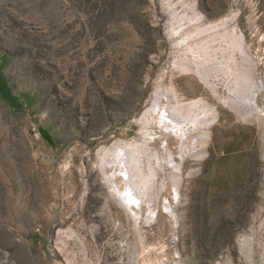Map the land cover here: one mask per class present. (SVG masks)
Masks as SVG:
<instances>
[{
  "label": "rangeland",
  "instance_id": "rangeland-1",
  "mask_svg": "<svg viewBox=\"0 0 264 264\" xmlns=\"http://www.w3.org/2000/svg\"><path fill=\"white\" fill-rule=\"evenodd\" d=\"M3 81L0 264H264V0H0ZM170 100L181 141L146 146Z\"/></svg>",
  "mask_w": 264,
  "mask_h": 264
},
{
  "label": "bare ground",
  "instance_id": "bare-ground-1",
  "mask_svg": "<svg viewBox=\"0 0 264 264\" xmlns=\"http://www.w3.org/2000/svg\"><path fill=\"white\" fill-rule=\"evenodd\" d=\"M189 24H190V22L184 23V25H189ZM176 33L178 34V32H176ZM237 46H238V44H237ZM187 95L193 97V94L188 93ZM182 100H183V98H182ZM167 104H168L167 109L169 111V115H161L160 114L161 109L159 112H157L156 109H152V108H148L145 111V113L142 115L141 120H140L139 135H140L141 139L143 140V142H145L146 146L149 145V146H153V147L157 148L158 150H164L165 148L163 147V144L166 142L167 143L166 149L168 151H170L171 147H170L169 140L167 138H163V137L168 136V138H170V139H175V140L178 139L179 142L181 141V136H179L177 128L181 125H184V126L187 125L188 122L191 120L190 119L191 108L189 106H186V105H177V103H175V101H173V100H170ZM169 119L172 120L174 123H177L176 126H173L174 125L173 122H171V121L168 122ZM186 127H187L186 129L188 130V134L186 136L185 142L190 141L192 139V136H193V133L195 130H201V131L206 130L207 124L206 123H203L200 125L198 124L194 128H192L190 126H186ZM134 148L132 145H130L127 148H124V150H126L127 155H128V158H127L128 163L127 164H129V166H128L129 171H132L138 167L137 163L135 161ZM140 148H141V146H140ZM119 149L121 150V148H119ZM138 150L140 151V149H138ZM142 152H144V148H143ZM238 157L241 159L240 161H243V160L248 161V160H251V158H252L249 153L238 156ZM119 167H120V164L118 165L117 163H115V164H111V166H106V170L108 168L109 169L111 168L112 171L113 170H119ZM121 171H123V170H121ZM131 176H130V180H132V178H133V176L132 177ZM115 180H120L127 187V180H125L123 177L117 176L115 174ZM53 185H54V179L53 178H48L45 181V190L42 193V204H44V203L48 204L52 199H54ZM126 187L122 190H119L120 193H123L127 189ZM76 188H77V186L75 184V192H76ZM29 193L32 194V191H29ZM114 195H115L116 199L120 201V199L117 197V195L115 193H114ZM135 195H136V193L132 194L130 198L139 202V197L135 196ZM74 197H76V196H74ZM130 202H132V201H130ZM122 206L124 207L125 210L129 211L127 207H125L124 205H122ZM139 208L142 209V203L141 202H139ZM138 211L139 210L136 209L135 205H133V206H131V210L129 211V213L134 212L137 215ZM35 213H36L35 217H36L37 221L41 222L43 220L45 223H47V221H50L49 218L44 216V213H46L44 206L43 207L42 206L37 207ZM80 217L83 218L86 222H90V221L98 218V216H93L92 213L88 210L81 211ZM71 218L61 216L58 218V220L55 221V223L57 224V226L63 227L69 223ZM102 221L104 222V224L106 226L104 227L105 231H102L100 233H101V235L107 236L111 232V225L107 221L106 216H102ZM102 239H104V238H102ZM61 253L64 256H67V258H68V250L63 249V250H61ZM55 257L60 258V254L55 253ZM36 260H37V264H42L40 257L37 256ZM69 264H77V263L75 261H69Z\"/></svg>",
  "mask_w": 264,
  "mask_h": 264
},
{
  "label": "trees",
  "instance_id": "trees-1",
  "mask_svg": "<svg viewBox=\"0 0 264 264\" xmlns=\"http://www.w3.org/2000/svg\"><path fill=\"white\" fill-rule=\"evenodd\" d=\"M4 89H5V81H3V84H0V92L2 95H4Z\"/></svg>",
  "mask_w": 264,
  "mask_h": 264
}]
</instances>
